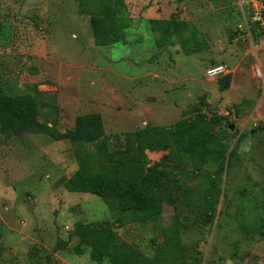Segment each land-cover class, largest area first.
<instances>
[{"label":"rangeland","instance_id":"374dc122","mask_svg":"<svg viewBox=\"0 0 264 264\" xmlns=\"http://www.w3.org/2000/svg\"><path fill=\"white\" fill-rule=\"evenodd\" d=\"M83 1L91 4L0 0V79L11 94L42 92V125L65 133L78 116L97 113L119 148L127 133L200 115L226 145L227 161L239 151L216 203L181 198L177 207L164 206L157 223L141 225L97 196L66 189L78 169L69 141L39 129L22 138L0 133V264H48L50 255L53 264H95L89 248L76 254L78 238L54 253L78 222L107 223L147 257L178 222L186 253L199 252L200 264H264V29L254 26L264 24V0H122L127 35L107 47L96 44ZM172 22L185 29L159 48V28ZM218 65L233 76L226 91L217 86L222 78L206 77ZM164 154L147 152V158L153 165ZM192 170L190 162L184 187L204 191L215 167Z\"/></svg>","mask_w":264,"mask_h":264},{"label":"trees","instance_id":"16d2710c","mask_svg":"<svg viewBox=\"0 0 264 264\" xmlns=\"http://www.w3.org/2000/svg\"><path fill=\"white\" fill-rule=\"evenodd\" d=\"M90 1L89 5L87 1L83 4L91 9V27L96 44L107 47L123 41L127 27L119 17L122 0ZM172 28L173 33L170 31ZM183 29L185 26L178 22L160 27L163 33L158 47L162 48ZM3 35L4 24L0 20V44ZM232 78L229 74L219 80L217 86L221 91L230 88ZM41 96L42 92L36 89L31 93L11 94L0 79V133L8 138H22L23 134L39 129L55 141H69L75 147L78 169L66 182V189L71 193L97 196L108 204L112 212L128 215L130 221L141 225L157 223L164 213V206L168 203L177 207L181 198L196 202L201 197L206 205L216 203L224 171L231 163L232 155L239 151L237 146L227 161L226 145L209 130L205 118L200 115L171 128L146 126L127 133L123 147L119 148L113 147V140L106 135L103 118L97 113L78 116L73 130L60 133L39 122L43 107ZM220 120L217 118L213 122L220 124ZM147 152L166 154L151 165ZM190 162H193V172H200L207 163L215 167L204 191L187 189L183 185L192 174L188 171ZM259 229L255 226L248 228L262 235ZM2 237L0 231V240ZM73 238L79 239L76 254L82 255L83 247L89 248L95 264H103L105 260L109 264L201 262L199 252L186 253L178 222L164 230V242L153 257L145 256L137 246L124 242L107 223L84 222L75 224L67 242L58 241L54 253L68 246ZM48 264H53L52 255L48 256Z\"/></svg>","mask_w":264,"mask_h":264},{"label":"built area","instance_id":"2783aa9c","mask_svg":"<svg viewBox=\"0 0 264 264\" xmlns=\"http://www.w3.org/2000/svg\"><path fill=\"white\" fill-rule=\"evenodd\" d=\"M252 3L253 2H257V0H250ZM259 1V0H258ZM254 4V3H253ZM264 8V7H263ZM252 18V16H251ZM254 18V16H253ZM264 20V14L261 15L260 17V21ZM252 22L253 19H252ZM256 23L257 25H259V27H261L262 29H259V31L261 32V30L263 31L264 29V24H260L259 22H254ZM262 33V32H261ZM229 73L227 71V68L223 65H218L217 66H214V67H210L207 72H206V77L209 79V80H218V79H221L225 76H227Z\"/></svg>","mask_w":264,"mask_h":264},{"label":"crops","instance_id":"0c3cea01","mask_svg":"<svg viewBox=\"0 0 264 264\" xmlns=\"http://www.w3.org/2000/svg\"><path fill=\"white\" fill-rule=\"evenodd\" d=\"M224 78V77H223Z\"/></svg>","mask_w":264,"mask_h":264}]
</instances>
